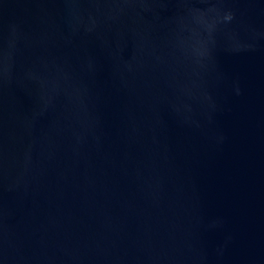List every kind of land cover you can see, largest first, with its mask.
Segmentation results:
<instances>
[{
	"label": "water",
	"instance_id": "1",
	"mask_svg": "<svg viewBox=\"0 0 264 264\" xmlns=\"http://www.w3.org/2000/svg\"><path fill=\"white\" fill-rule=\"evenodd\" d=\"M0 264H264V0H0Z\"/></svg>",
	"mask_w": 264,
	"mask_h": 264
}]
</instances>
